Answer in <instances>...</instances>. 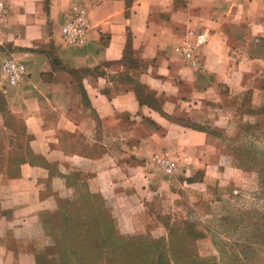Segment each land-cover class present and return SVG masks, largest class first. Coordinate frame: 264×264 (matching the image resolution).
<instances>
[{"label": "crops", "instance_id": "crops-1", "mask_svg": "<svg viewBox=\"0 0 264 264\" xmlns=\"http://www.w3.org/2000/svg\"><path fill=\"white\" fill-rule=\"evenodd\" d=\"M0 1V66L26 70L14 86L0 70V104L55 168L25 165L26 177H87L131 228L146 214L185 226L204 198L230 204L245 172L229 163L228 138L264 118V0ZM75 5L90 23L80 47L61 38ZM199 34L193 66L174 48ZM162 153L169 176L154 162ZM37 219L0 215V264H58L32 231Z\"/></svg>", "mask_w": 264, "mask_h": 264}, {"label": "rangeland", "instance_id": "rangeland-1", "mask_svg": "<svg viewBox=\"0 0 264 264\" xmlns=\"http://www.w3.org/2000/svg\"><path fill=\"white\" fill-rule=\"evenodd\" d=\"M6 118L4 120L0 114V128L3 120V123H8L12 129L2 128L3 134L0 136L1 141L2 138L9 141L0 144L3 153L0 154V215L6 218L11 217V215L22 218L23 215L29 216V214L35 213V217L37 216L38 219L32 228L33 233L43 236L45 248L52 253L56 252L59 240L57 209L60 205L66 207L69 204H78L81 195H87L91 192L89 181L87 177L76 174L69 177L63 176L64 184L59 181L53 184V177L50 176L44 179V182L41 178L26 177L23 170L25 165L38 166L49 173L51 169L55 171V168L43 156L45 146L32 143L33 136L28 133L23 123L11 120L9 116ZM258 121L261 122L257 128L245 127L233 138H228L227 146L224 149L231 165H240L247 170L240 169L245 172L244 180L235 187L236 192L232 194L233 199L230 200V204L227 205L222 202L217 205L214 204L215 206H209L210 198L207 200L204 198L207 202H200L196 209L191 210L185 226L164 224L165 226L162 227L161 221L160 224L151 214H146L139 217V223L131 228L126 219V212L110 206L108 200L98 193L104 200L103 209L107 212L110 220L112 218L114 222L116 236L120 239L142 237L146 240L161 241L168 249L170 245L169 236L174 232L171 229L187 230L186 228H189L188 230L193 235L191 240L186 239L190 242L189 248H193L201 259L213 260L216 264H228L227 257L223 256L221 251L225 254H238L239 247H234L232 243L239 245V243L249 241L257 244L256 239L250 235L258 223L257 221H259L258 218L264 215V196L259 189L258 176L254 171L258 169L261 157H264V118L261 117ZM11 137L14 138V144H11ZM35 150L42 153H37ZM30 153L34 157H38L36 163L19 165L13 161L18 159L26 162L25 159L29 157ZM222 194L224 196L229 195L227 192ZM217 215L220 216L217 217ZM243 215L249 217L248 223L244 224V228L237 227L238 224H234L233 219L235 217L241 218ZM46 222L51 224L52 229H55L54 235L51 232V237L46 236L44 232L43 228ZM250 223H252L251 227L245 229V226ZM194 235L202 238L196 239ZM253 248H256L257 258L264 255V247L257 248L254 246Z\"/></svg>", "mask_w": 264, "mask_h": 264}, {"label": "trees", "instance_id": "trees-1", "mask_svg": "<svg viewBox=\"0 0 264 264\" xmlns=\"http://www.w3.org/2000/svg\"><path fill=\"white\" fill-rule=\"evenodd\" d=\"M0 114L4 120L8 114L2 104H0ZM3 124V128L12 130L8 123ZM191 128L204 131L197 125H191ZM37 159L38 157L30 153L25 159L26 162L18 159L13 161L19 165L34 164ZM235 167L247 171L240 165H235ZM254 171L258 176L259 189L264 196V157H261L258 169ZM103 203L104 200L98 193L90 192L87 195H81L76 205L59 206L56 215L59 223L58 248L53 253L45 248L54 262L58 264H216L213 260L201 259L193 248H189L190 242L187 240L193 237L189 228H186L187 230L171 229L174 232L169 236L168 249L161 241L146 240L142 237L118 238L114 232V222L103 209ZM233 220L234 224H238L237 227L244 228L249 217L243 215ZM258 220L250 235L256 239L257 244L249 241L239 243V245L232 243L234 247H239L236 255L220 252L227 257L228 264H264V255L257 258L256 248H253L254 246L264 247V215ZM48 222L45 223V227L43 225V229L46 236L51 237L55 229H52ZM251 225L252 223L246 225L245 229H249ZM194 237L202 238L198 235Z\"/></svg>", "mask_w": 264, "mask_h": 264}, {"label": "built area", "instance_id": "built-area-1", "mask_svg": "<svg viewBox=\"0 0 264 264\" xmlns=\"http://www.w3.org/2000/svg\"><path fill=\"white\" fill-rule=\"evenodd\" d=\"M8 11L2 1H0V22L6 20ZM65 23L61 28V38L66 46L80 47L87 43L90 23L87 12L79 7L72 6L66 14ZM205 43L203 35L199 34L193 42H184L174 48V53L182 58L184 62L196 65L195 50ZM0 70L7 83L11 86L17 85L25 76L23 64L14 60H5L0 66ZM154 162L167 176L171 175L173 162L167 153L154 156Z\"/></svg>", "mask_w": 264, "mask_h": 264}]
</instances>
